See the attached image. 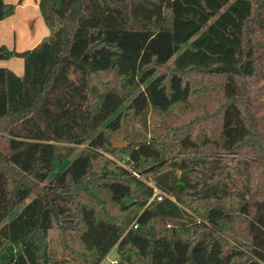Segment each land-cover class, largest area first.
Returning <instances> with one entry per match:
<instances>
[{
  "label": "trees",
  "instance_id": "1",
  "mask_svg": "<svg viewBox=\"0 0 264 264\" xmlns=\"http://www.w3.org/2000/svg\"><path fill=\"white\" fill-rule=\"evenodd\" d=\"M38 6L49 36L0 44V60L23 59L22 75L0 67V264H50L52 229L80 264L114 246L117 264H264V114L250 86L264 79V0ZM14 10L0 0V19ZM195 94L212 113L113 147L123 113L145 122ZM149 171L160 200L135 176Z\"/></svg>",
  "mask_w": 264,
  "mask_h": 264
},
{
  "label": "rangeland",
  "instance_id": "2",
  "mask_svg": "<svg viewBox=\"0 0 264 264\" xmlns=\"http://www.w3.org/2000/svg\"><path fill=\"white\" fill-rule=\"evenodd\" d=\"M27 22H29V28L32 30L33 28H35V23L32 21L30 22L27 19ZM29 35H30V42L32 40V38L34 37V35L31 33V31L29 30ZM49 35H47L45 38H47ZM10 41H8V45L6 44L7 47L10 48H24V43L23 42H19L17 43V45L15 46L14 44V37L13 34L11 35L10 33V39H8ZM4 63L8 64L11 66V70H20V67L22 66V59L21 57H17V56H12V58L10 60H4ZM5 66V65H3ZM215 83L212 84V86L214 87ZM251 89L252 90V95L253 96H257L259 97L261 102L262 107L259 110V114H264V79H259L258 81H255L253 83L250 84ZM209 93L211 95H215L216 91L213 88L209 89ZM252 96V97H253ZM203 96L202 94H195L193 95V97L190 100V103H187L185 105L179 106V107H175L172 108L171 110L165 112V113H160V112H149V119L146 120L144 122L143 117L141 116H133V114H131V112H129L126 116L125 113H123L122 115V119L120 122V128L116 131L112 133V140H121L124 142H129V138H133V136H136L133 138V140L135 141L136 139L140 138L141 135L145 136V134L148 136L152 135V132L154 131V123L156 125H159L158 127H155V133L157 131L160 132L162 131V125L166 122V121H174L177 123H180L182 121H187V120H191L196 116H200L205 111H208L207 113H212V108H214V102L213 101H208L207 103H203L202 101ZM127 103V101H126ZM152 112V113H151ZM131 115V116H130ZM203 122V121H202ZM204 123V122H203ZM206 124V123H205ZM214 124L212 123V119L210 118V122L207 125L203 124V127L211 130V125ZM262 125V131H264V121H262L261 123ZM154 126V127H153ZM159 128V129H158ZM140 134V135H139ZM84 144H80L78 146H75L74 151L71 154V157L75 156L76 154H78L82 148L84 147ZM203 149V148H202ZM103 155L105 158L110 159L112 161H114L116 164L119 165H123V162L125 160V156L123 154H119L118 152H114V153H110L108 151H102ZM205 153V152H203ZM234 154L232 153H224L223 154V160H222V164L219 165V170L223 171L224 169V164L225 163H232V158H233ZM59 166L61 167V165L59 164ZM234 175V174H233ZM135 176L141 180H143L144 182H146L148 185H152V186H156L154 181L151 179L152 177V173L146 172V173H138L135 174ZM235 176V175H234ZM262 176V177H261ZM260 178L261 180H264V175H261ZM157 187V186H156ZM262 188H264V186H262ZM160 189V188H159ZM160 194L163 196L164 192L161 190ZM153 196L150 197L149 200L153 199ZM15 214V210H13L10 215L7 217V219L11 218L13 215ZM48 251L50 254V264H80L78 262H76L75 260L72 259V257L70 258L69 254H68V250L64 249L61 240H60V236L59 233L56 229H52L49 231V235H48ZM117 251L115 246L109 251V253L106 255V257L103 259L102 262H104L105 264H117ZM116 260V262H115Z\"/></svg>",
  "mask_w": 264,
  "mask_h": 264
},
{
  "label": "crops",
  "instance_id": "3",
  "mask_svg": "<svg viewBox=\"0 0 264 264\" xmlns=\"http://www.w3.org/2000/svg\"><path fill=\"white\" fill-rule=\"evenodd\" d=\"M6 3H13L15 5V10L13 14L0 19V44H7L8 39H10V33L13 34L14 44L17 45L18 41L24 43V48H11L16 51H22L24 49H29L35 46L39 41L44 39L47 35L50 34L51 30L48 26H46L44 19L40 13L38 1L39 0H3ZM35 23V28L32 30L29 28V22ZM29 30L34 35L31 42L29 40ZM10 48V47H9ZM12 57L8 59L0 60V67L5 65L10 69L11 66L4 63V60H10ZM22 59V58H21ZM16 74H23V59L22 66L20 70H13Z\"/></svg>",
  "mask_w": 264,
  "mask_h": 264
},
{
  "label": "built area",
  "instance_id": "4",
  "mask_svg": "<svg viewBox=\"0 0 264 264\" xmlns=\"http://www.w3.org/2000/svg\"><path fill=\"white\" fill-rule=\"evenodd\" d=\"M124 161H122L123 162V165H125ZM152 187H153V194H152L153 197L152 198L155 197L156 199L160 200L161 197H162V195L160 194L161 190L158 187H156V186H152ZM115 262H116V260H115Z\"/></svg>",
  "mask_w": 264,
  "mask_h": 264
},
{
  "label": "water",
  "instance_id": "5",
  "mask_svg": "<svg viewBox=\"0 0 264 264\" xmlns=\"http://www.w3.org/2000/svg\"><path fill=\"white\" fill-rule=\"evenodd\" d=\"M112 145H113V147L120 148V147H126L128 144L121 141V140H113Z\"/></svg>",
  "mask_w": 264,
  "mask_h": 264
}]
</instances>
